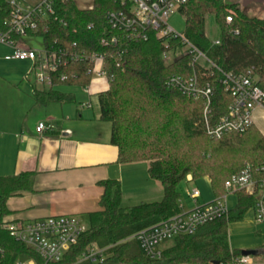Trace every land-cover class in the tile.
Instances as JSON below:
<instances>
[{
  "label": "trees",
  "instance_id": "obj_1",
  "mask_svg": "<svg viewBox=\"0 0 264 264\" xmlns=\"http://www.w3.org/2000/svg\"><path fill=\"white\" fill-rule=\"evenodd\" d=\"M109 8L107 0H97L93 11L80 9L72 1L55 0L57 20L50 19L48 33L38 36L46 48L76 42L85 52L106 55L109 89L100 93L98 99L101 119L112 126L111 144L119 150L118 162H149V177L162 184L164 197L158 203L123 208L120 183H100L104 189L100 211L90 215V226L77 246L55 264H234L242 254L230 249L229 225L242 221L254 204L253 198L241 193L238 205L228 217L200 228L192 236L175 238L171 247L163 249L159 260L145 258L133 237L181 212L179 186L189 175L195 181L208 177L214 195L224 196V184L228 179L246 164L262 161L264 137L252 127L243 135L209 139L201 124L202 102L166 86L169 76H191L190 58L166 64L162 58L163 47L155 39L148 42L123 40L117 47L103 48L101 42L108 36L105 15ZM181 11L185 16L184 34L190 43L225 72L240 74L253 68L259 79L258 86L264 91V19L250 18L237 3L229 4L225 0H188ZM10 12L9 4L0 0V31L6 30L4 23ZM209 15L215 17L221 31L219 45H213L206 35L205 23ZM227 16H232L230 24L226 22ZM87 71L86 64L72 66L68 72L75 73L77 79L61 85L87 88L92 81ZM220 81L218 73L210 79L215 88L212 106L215 119L226 113L231 102ZM42 96L49 101H67L52 90ZM244 137L249 143L241 142ZM237 144L245 145L239 150ZM242 152L241 161L247 159V162H227L229 155ZM255 152V158L251 157ZM32 176L23 175L30 180ZM17 179L20 178L0 181L1 215H4V203L12 194ZM90 246L106 250L102 263L79 262ZM0 249L5 251L3 264L29 259L41 262L34 251L15 242L1 227ZM258 256L264 259V248L258 251Z\"/></svg>",
  "mask_w": 264,
  "mask_h": 264
},
{
  "label": "built area",
  "instance_id": "obj_2",
  "mask_svg": "<svg viewBox=\"0 0 264 264\" xmlns=\"http://www.w3.org/2000/svg\"><path fill=\"white\" fill-rule=\"evenodd\" d=\"M9 4L11 12L5 21V31H0V45L14 50L7 59L30 61L36 84L53 89L70 79H77L75 73L68 72L74 65H88L87 73L92 80L105 79L109 83L106 70V55L103 53L83 51L78 43L41 50L30 49L24 39L40 37L47 34L48 21L55 17V0H41L37 5H23L18 0H4ZM74 2L73 0H61ZM97 0H92L88 11H93ZM110 8L105 18L108 25V36L101 42L103 48H114L123 40L148 42L155 39L163 47V61L171 64L177 59L189 57V66L193 73L189 77L169 76L166 86L175 89L189 99L201 101L203 104L202 126L205 135L211 140H221L229 134L243 135L253 127L255 109L264 108V91L258 86V76L253 68L240 74L225 72L210 61L206 55L170 25L169 20L182 13L188 0H107ZM243 0L238 5L241 7ZM75 3V2H74ZM226 22H232L227 16ZM64 26L66 23L62 22ZM89 29L92 25H89ZM236 34H238L236 32ZM41 38V37H40ZM219 45V41H213ZM216 73L221 75L224 92L230 96L231 102L226 113L214 118L212 106L215 88L210 82ZM52 125L42 122L37 132L43 134L52 131ZM224 188L226 194L211 203L199 205L200 190L193 188L187 192L195 204L188 212L181 211L165 222L152 228L142 230L133 238L138 242L142 253L148 260H159L162 257L161 246L177 237L192 236L200 228L228 217L232 211L228 197L244 194L253 198L251 207L257 225L264 224V156L259 164H246L245 167L228 179ZM0 227L17 243L34 251L41 262L35 259L19 260L15 264H55L77 246L87 227L76 216L51 217L33 222L10 221L2 217ZM105 249L96 246L87 248L79 262L90 261L102 263L106 259ZM5 251L0 249V264H3ZM234 264H254L252 257H240Z\"/></svg>",
  "mask_w": 264,
  "mask_h": 264
},
{
  "label": "crops",
  "instance_id": "obj_3",
  "mask_svg": "<svg viewBox=\"0 0 264 264\" xmlns=\"http://www.w3.org/2000/svg\"><path fill=\"white\" fill-rule=\"evenodd\" d=\"M32 38L24 39L30 49H34ZM13 53L11 47L0 45V181L20 178L4 203L3 218L33 222L76 216L89 228L90 215L101 209L104 189L100 183L107 181L120 183L123 208L163 200L162 184L149 177V162H118L119 150L111 144L112 126L101 119L98 99L109 89L107 80H92L87 88L58 85L49 89L36 84L30 61L7 59ZM51 90L67 101L42 96ZM42 122L54 129L39 134L37 127ZM253 128L264 137V108L255 109ZM25 174H32L31 180ZM193 188L200 190L199 205L220 198L214 195L208 177L195 181L188 176L179 186L183 212L195 207L187 195ZM227 200L234 211L238 197ZM261 231L264 224L255 223L250 208L242 221L229 225L231 251L262 250L264 238L256 237ZM243 233L250 237H239ZM172 244L166 242L161 249ZM252 260L264 264L260 256Z\"/></svg>",
  "mask_w": 264,
  "mask_h": 264
},
{
  "label": "rangeland",
  "instance_id": "obj_4",
  "mask_svg": "<svg viewBox=\"0 0 264 264\" xmlns=\"http://www.w3.org/2000/svg\"><path fill=\"white\" fill-rule=\"evenodd\" d=\"M18 1L23 5H37L41 0H18ZM73 1L77 4V6L80 9H88L92 5V0H73ZM225 1L229 4H235V3L240 2V0H225ZM242 4H243V6L241 7L239 5V8L242 11H245V14L248 17H250V18H259V17L261 18L262 17L261 19H264V0H243ZM169 23L179 33L184 32L185 20L182 16L175 15V16L171 17V19L169 20ZM205 25H206L205 26L206 27V35L210 41L213 42V41L221 38V31H220V29L217 25L216 19L213 15L207 16ZM30 43H31V46L36 50H41L43 48L42 39L39 37H33L30 40ZM242 140L243 141H241V142H243L245 144L249 143V139L247 137L242 138ZM245 144H243V145L237 144L236 148H238L240 150L243 148V146ZM243 150H245V149H243ZM244 152H247V150H245ZM241 154H243V152L236 154L235 156L229 155L230 157L228 158L229 160L227 162L229 163L232 160H234V161L236 160L237 163L244 164L248 160L245 159L244 161H241V157H240ZM255 155H256V152L254 154H250V156L254 157V158H255ZM189 176H191V175H189ZM239 237H242V238L250 237V234L249 233H247V234L243 233L242 235H239ZM256 237L263 239L264 238V231H261V233H259ZM169 244H171V241H169ZM260 261L263 262L264 259L262 258V260H260Z\"/></svg>",
  "mask_w": 264,
  "mask_h": 264
},
{
  "label": "water",
  "instance_id": "obj_5",
  "mask_svg": "<svg viewBox=\"0 0 264 264\" xmlns=\"http://www.w3.org/2000/svg\"><path fill=\"white\" fill-rule=\"evenodd\" d=\"M241 254L243 257H256V256H258V252L254 251V250L242 251Z\"/></svg>",
  "mask_w": 264,
  "mask_h": 264
}]
</instances>
